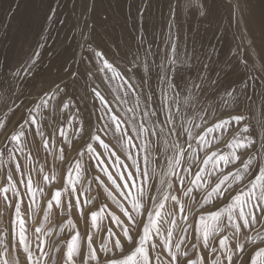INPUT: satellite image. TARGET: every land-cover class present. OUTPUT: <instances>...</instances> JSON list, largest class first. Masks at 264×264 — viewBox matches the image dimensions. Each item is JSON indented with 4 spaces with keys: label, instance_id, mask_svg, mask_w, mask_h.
Here are the masks:
<instances>
[{
    "label": "snow or ice",
    "instance_id": "snow-or-ice-1",
    "mask_svg": "<svg viewBox=\"0 0 264 264\" xmlns=\"http://www.w3.org/2000/svg\"><path fill=\"white\" fill-rule=\"evenodd\" d=\"M217 2L218 0H190L189 8L194 14L207 18ZM42 3L43 0H38V4L42 5ZM151 3L152 0H141L142 6L137 7L138 15L142 19ZM169 6H171L170 2ZM231 6L229 3V7ZM47 19L51 20L52 17L49 15ZM94 31V27L87 22L83 27H79L81 47H89L94 42ZM144 43L145 40L141 36L135 45V51L132 46H128L127 51L119 53L120 59L129 66L123 72L119 64L110 63L105 58L106 53L95 51L96 58L103 64L102 70L112 73L111 79L120 80L125 92L131 90L134 94L136 89V84L131 79H125L128 72L134 71L141 87L145 84L148 86L149 94L144 97V110L138 113L137 101L134 107H129L123 115H120L113 112L110 107L111 102L97 87L86 85L93 98L99 99L110 113L108 122L102 126V129L105 135L111 129L116 143L112 144L111 141L106 143L101 138L100 129H96L90 122L73 123L69 119L67 123L73 125V139L69 140L63 126H59V136L62 138L60 143L67 145L69 151L75 152V157L70 158L67 170L59 181L62 187L47 194L44 185L58 182V179L55 172L47 173L39 169L37 177L43 174V183L37 179L34 184L29 173L26 180L21 179L15 183L16 191L11 193V197L7 195L8 187L0 188V193L4 194V209L11 207L12 201H15L10 221L13 238L17 224L24 231L25 222L32 219L37 212H50L53 215L58 212L60 215L67 214V224L73 229H76L80 222L84 225L83 232L77 230L67 243L66 264H93V262L95 264H156L157 261L165 264V259L167 264H209V256L215 259L217 255L221 256L224 264H264V233L258 231L255 235H250L247 231L264 217V90L258 92L253 88L249 92L246 81L242 88H237L233 85L225 87L219 79H211L201 70V66L189 62L193 57L185 58L179 53L171 28L168 39L165 40V44L170 45V48L162 50L165 55L158 67L149 62V56L156 54L152 53L150 48L145 50ZM38 57L37 52L20 68L11 71V79L17 84L34 79ZM72 62L70 60L69 66L65 69L64 78L54 82V86L45 87L43 80L36 85L39 89L37 98L32 102V107L26 109L27 115L22 113L11 131L6 129L4 123H0V134L5 136L6 142L13 143L18 148L21 137L24 136V124H29L36 128L35 135L41 138L44 150H48L51 138L45 136L41 128V119H48L50 108L53 121L56 120L57 109L63 114L69 105L66 100L59 98L62 95H69V81L71 85H75L77 80L84 79V75L78 69L72 70ZM154 67L158 82L166 85L168 89L167 91L161 89L159 110L153 106V98L156 95L152 87ZM202 67L206 69L207 65L204 64ZM245 67L247 68V63ZM171 69H174V73L170 72ZM193 71L195 75H187ZM88 75L90 76L91 73ZM257 75L260 84H264V57L261 58V69ZM247 79L256 80V77L249 74ZM2 86L3 83L0 82V87ZM8 86L11 89L10 83ZM209 91L211 96L208 98L215 100L218 96L219 103L205 110L200 107V101ZM169 92L172 93L171 97ZM257 96L260 97L258 118L253 112ZM113 99L117 102L129 103L124 97ZM15 107L18 106H14L13 111ZM182 108L205 111V116L199 118L200 123L193 122L197 132L194 134L191 131L187 132V149H183V152L177 151L174 157L169 158L174 160L173 167L181 163V155L187 156L190 163L184 168V171L189 173L187 178L177 173L178 181H173L171 184L168 181H161L162 184H167L173 189L168 197H165L171 202V208L167 213L161 212L165 205L157 202L154 191L156 185L149 183L147 170H141L135 162L128 166V169L135 171L125 170L126 174L121 175L120 179L135 181L139 176L142 180L139 188L134 182L116 184L112 175L104 170L108 183L119 192L121 199L116 200V208L122 215L111 210V206L106 202L97 205L96 201L101 195L114 199L112 192L99 175L92 177V180L98 182L95 193L92 192L91 184L85 189L81 183V176L90 175L88 161L95 158L99 163L100 157L104 154L98 153L97 149L108 150L109 155L116 156L118 162V152L127 143L130 148L135 147L138 152L145 154L144 162L147 164L150 155L149 145L140 148L138 144L132 143L133 139L142 137L146 131L150 136L159 137L165 128L171 135ZM137 114L140 116V122L136 119ZM161 114L164 115V120L159 122L160 132L153 130L157 127L156 122H153V129H148L147 118L158 119ZM209 115L212 116L211 120L208 119ZM180 119L185 121L181 124L184 128L187 118L180 116ZM241 123L244 124L242 129L237 127ZM191 141H195L197 145L198 151L195 156L191 155L194 151ZM76 144L79 145L78 148ZM223 148L228 149L226 155L222 152ZM201 153H203L202 161L199 158ZM49 155L52 156V165L55 168L57 160L65 159V150L61 148L58 155L55 153ZM127 158L131 159V156L128 155ZM209 163L212 165L211 168L207 167ZM15 171L25 176L20 164H16ZM8 179L11 181L12 177ZM175 183L183 187H173ZM101 187L103 192L100 191ZM194 192L199 193V199L192 195ZM45 195H50L46 205L37 199L38 196L42 198ZM25 198L30 203L25 206L24 215L21 216V205ZM207 204H212L213 207L206 208ZM2 216L3 209H0V219ZM104 221L108 223L105 224ZM117 227L119 231L116 230ZM176 229L184 233H189L191 230L192 239L185 243L184 238L181 237L179 242H174ZM229 231L232 233L231 236L228 235ZM98 232L101 233V237L97 246ZM35 234V248L31 247L29 241L24 238L25 247L22 253L18 245L12 244L11 241L5 244L4 251L0 252V264H47L46 244L40 237L49 236L50 233L41 227H36ZM195 241H200L207 249L205 255L198 257V245ZM182 245L183 251H181ZM249 245H252L250 249ZM13 249L16 250L17 255L15 260L10 261L8 255Z\"/></svg>",
    "mask_w": 264,
    "mask_h": 264
},
{
    "label": "rangeland",
    "instance_id": "rangeland-1",
    "mask_svg": "<svg viewBox=\"0 0 264 264\" xmlns=\"http://www.w3.org/2000/svg\"><path fill=\"white\" fill-rule=\"evenodd\" d=\"M169 2L170 5L169 6ZM190 0H152L145 17L142 19L137 12V7L142 6L141 0H43L42 5L38 0H0V123L6 125V129L11 131L19 121L21 114L27 115L26 109L32 107V102L37 98L36 87L41 80L45 87L54 86V82H59L64 78L65 69L72 60L71 68L77 69L84 75V79L77 80L75 85L68 89L69 95H62L59 99L68 102V108L63 114L56 111V120L51 119V108L47 120L41 119V128L45 136H49L50 144L47 151L43 148V143L38 135H35L36 128L29 124H24V136L21 137V144L17 148L13 143L6 142L5 136L0 134V188L8 187L7 195L16 191L15 183L21 179L27 178L31 173L34 184L37 179L43 183V174L37 177V171L43 169L44 172H55L58 182L50 185H44L47 194L52 193L59 187H62L60 179L67 170L70 158L75 157V152L69 151L67 145L60 143L62 139L59 136V126H63L68 134V139H73V125L67 123L70 119L73 123L81 121L90 122L96 129H100L101 138L105 142L116 143L112 130L109 129L105 135L102 126L108 122L110 113L106 111L99 99H94L89 91V87H97L101 94L109 100L110 107L114 113L123 115L129 107H134L135 102H139V111L144 110V97L148 93V86L141 87L140 81L135 76L134 71L128 72L125 79H131L136 84L135 93L131 90L125 92L120 80H113L110 77L112 73L103 69V64L96 58L95 51L106 53V59L110 63L119 64L123 72L129 67L120 59V52L127 51L128 46H132L135 51V45L139 38L143 36L145 50L151 49L156 55L149 56V62L154 66H159L164 58L163 49L170 48L165 44L168 39L169 29L176 44L178 51L185 58L193 57L190 63H196L201 66V70L211 79H219L223 86L233 85L242 88L246 81L248 91L253 88L257 91L264 90V84H260L257 73L261 69V58L264 57V0H218L217 5L213 7L212 12L207 18L200 14H194L189 8ZM229 3L232 5L229 7ZM54 10V11H53ZM52 19H47L48 16ZM85 22L94 27V42L89 47H81L82 41L79 38V27H83ZM79 26V27H77ZM39 53L38 67L34 79L26 80L23 84L11 79V71L20 68L35 53ZM198 58V59H196ZM247 63V68L245 67ZM206 64L207 68L202 66ZM249 70L250 73H249ZM170 72L174 73V69ZM88 73H91L89 76ZM156 67L152 79V87L156 95L153 98V106L159 110L161 107V89L167 91V86L160 84L156 78ZM256 77V80L247 79L248 75ZM23 75V74H22ZM195 75V72L187 73ZM9 83L11 89H9ZM259 85V87H257ZM15 93V95H13ZM87 93V95H86ZM172 93L169 92V97ZM211 92L201 98L200 107L207 110L219 103V97L215 100L209 99ZM16 97H19L17 99ZM114 97H124L129 103L123 101L117 102ZM183 98L181 97V100ZM260 97L257 96V103L253 105V112L259 117ZM55 103V102H53ZM15 111H13V107ZM151 110V109H149ZM165 111H167L165 109ZM175 112V109H173ZM244 111V109H242ZM247 116V113H245ZM131 115V113H129ZM180 116L187 118L184 128L181 127L185 121ZM205 116V111L194 109L180 110L176 118V127L172 129V134H168L165 128L160 136H150L149 132H144L142 137L133 139L132 143L138 144L140 148L149 145L148 162H144V153L138 152L135 147L130 148L125 143L118 152L117 157L109 155L108 150L98 148L97 152H103L98 163L95 158L88 161L90 165L89 176H81V183L87 189L91 184L92 192L95 193L98 182L92 180V177L99 175L105 182V185L112 192V198L101 195L96 201L97 205L108 203L111 210L117 211L116 200L121 199L119 192L115 187L108 183L107 175L111 174L116 184L135 183L140 187L142 180L137 176L135 181L121 180L120 176L125 175L126 171H135L128 169V166L134 162L139 165L141 170H147L149 174V183L156 185L155 195L157 202L165 205L161 212L166 214L171 208L170 200L165 199L173 191L167 184L161 181H178L179 176L188 177L189 173L184 171L190 161L187 156L181 155V163L174 164V157L177 151L183 152L187 149L188 135L198 130L193 127V122L200 123V117ZM99 118V119H98ZM127 119V117H125ZM136 119L140 122V116ZM211 120L212 116L209 115ZM164 120V115L159 118H147L148 129H153V122L157 127L154 131L160 132L159 122ZM243 123L237 127L242 129ZM170 127V126H169ZM119 136V133H117ZM75 143V141H74ZM194 151L191 155L197 154V145L191 141ZM78 144L76 147L78 148ZM111 147V144H110ZM64 148L65 159L57 160L55 168L52 165V156L49 153L59 154V150ZM23 149V151H20ZM222 152L226 155L228 149L223 148ZM128 155L131 159H128ZM200 160L203 159V153L200 154ZM87 161V156H85ZM47 161V163H46ZM16 164H20L25 172L21 176L15 171ZM208 168L212 165L209 163ZM36 170V171H33ZM179 174V176L177 175ZM12 180L9 181V177ZM207 179V175H205ZM173 187H183L175 183ZM195 187V186H193ZM23 191V188H21ZM103 192V187L100 188ZM124 191H127L124 189ZM3 193H0V209H3V216L0 219V252L4 251V245L11 241L18 245L22 253L25 247L24 238H26L31 247L36 246V227H41L44 231L50 233L49 236L41 235L45 241V251L47 264H66L65 253L67 243L77 230L83 232L84 225L80 222L76 229L67 224V214L56 215L52 213L37 212L32 219L24 224V231L19 224L16 226L15 236L11 234V217L15 208V201H12L11 207L4 209ZM192 195L199 199V193ZM37 199L46 205L50 195L44 197L38 196ZM186 199V198H185ZM30 201L25 198L21 205V216L24 215L23 209ZM91 207V206H90ZM212 204H207L206 208H212ZM88 209H85L87 211ZM78 216V213L76 214ZM103 215V213H101ZM47 217V218H45ZM211 222V218H209ZM39 221V223H38ZM105 224L108 221H104ZM166 227V226H165ZM119 231V228H116ZM250 235L256 232L264 233V217L252 228L247 229ZM231 236V231L228 232ZM101 233L96 234L97 246ZM183 237L184 242L192 239L191 230L189 233L181 232L176 229L173 236L174 242H179ZM163 239V237H161ZM198 245V257L205 255L207 249L200 241H195ZM243 242V239L241 240ZM252 245H249V249ZM175 250V249H174ZM183 251V245L181 246ZM16 250L13 249L8 255V259L15 260ZM95 264V262H93ZM156 264H160L159 261ZM165 264L167 260L165 259ZM209 264H224L220 255L215 259L209 256Z\"/></svg>",
    "mask_w": 264,
    "mask_h": 264
}]
</instances>
